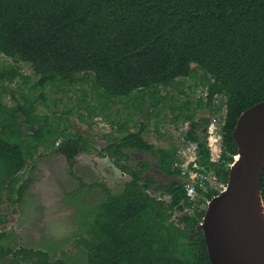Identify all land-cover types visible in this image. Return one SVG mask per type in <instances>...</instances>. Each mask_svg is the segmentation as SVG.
<instances>
[{
    "label": "trees",
    "instance_id": "16d2710c",
    "mask_svg": "<svg viewBox=\"0 0 264 264\" xmlns=\"http://www.w3.org/2000/svg\"><path fill=\"white\" fill-rule=\"evenodd\" d=\"M0 56L12 60L11 65L0 64V84L15 82L20 64H27L37 75L31 89L41 93L12 108L0 95V206L4 193L8 200L15 195L21 199L23 173L42 146L51 149L61 140L56 153L70 165L80 153H91L88 139L68 135L67 127L45 128L46 118L36 113L48 88L64 92L65 86L91 85L104 101L101 108L89 106V118L98 115L96 110L111 111L117 100H126L143 121L132 126L134 133L113 136L97 152L130 180L119 194L103 187L106 198L85 241L86 262L79 264H211L198 227L206 213L201 206L220 192L198 188L202 199L191 202L178 181V150L149 142L145 123L149 125L156 111L172 124L189 123L182 137L198 145L200 165L213 171L220 183H228L238 154L233 137L238 119L264 101V0H0ZM188 79L208 89V114L214 112V98L225 96L227 115L217 163L211 161L203 133L209 118L197 114L202 99L178 106L171 94H184L181 86ZM147 95L151 107L144 112ZM114 125L118 133L130 129L112 121ZM23 128L32 134H24ZM131 152L152 155L158 171L171 177L157 189L170 201L148 193L156 186L152 165L146 159L131 165ZM261 192L264 201V174ZM185 209L192 214L174 221V214ZM4 221L0 216V226ZM4 235L0 233V239ZM22 252L33 264V258L40 264H69L50 262L46 252Z\"/></svg>",
    "mask_w": 264,
    "mask_h": 264
},
{
    "label": "rangeland",
    "instance_id": "374dc122",
    "mask_svg": "<svg viewBox=\"0 0 264 264\" xmlns=\"http://www.w3.org/2000/svg\"><path fill=\"white\" fill-rule=\"evenodd\" d=\"M2 63L11 65L12 60L0 56V64ZM20 67L15 82L0 84L1 98L4 104L11 108L16 107L18 103L25 104V99L34 100L41 96L40 90L31 89L37 81V75L32 68L22 63ZM5 87L7 91L3 92ZM63 89L64 92H58L53 87L45 90L43 93L46 101L39 99L36 113L46 118L45 128L57 130L67 127L68 135L74 136L78 133L88 139L92 145L91 153L89 157L85 152L80 153L70 165L64 156L56 153L57 145L61 143L59 140L51 149L42 146L37 156L28 161L20 184L26 185L23 196L19 201L18 195L8 200L7 194L4 193V202L0 206V216L5 218L0 226V233L5 234L0 239V264H33L22 251L46 252L52 263L86 262L85 241L90 239L89 230L97 208L106 198L103 187L108 188L113 194H119L130 180L128 175H124L115 167L112 160L105 158L96 164L95 158L99 157L97 152L115 136L112 121L131 123L133 126L143 121L142 115L139 112L136 114L133 104L130 103L128 110L124 112L125 115L130 114V121L116 116L114 106L111 111L96 110L98 115L89 118L90 105L102 107L104 101L102 94L97 92L93 94L91 85L85 84H77L71 88L65 86ZM181 89L184 94H180L178 90L171 93L178 106L190 99L195 102L207 88L200 86L197 79H188ZM11 92L14 93L16 100L12 99ZM136 95L141 97L142 93ZM165 95L164 92L163 96ZM144 98L147 105L143 109L147 112L151 107V101L148 95ZM117 101L118 105L121 103L117 107L125 108L122 101ZM169 104L174 102L171 101ZM204 109L201 108V104L198 105L199 117L207 115ZM166 114L171 115L168 109ZM59 118H62V121L58 120ZM168 120H171V116ZM145 126L148 128L146 139L149 142L166 149H170L171 146L176 150H179L183 132L189 128L186 124L164 121L159 113L152 117L149 125L145 123ZM131 129L133 128L130 127L124 135L137 130ZM23 132L27 135L32 134L28 128H23ZM54 137L56 136L51 139ZM131 154V165L144 159L151 162V176L156 186L148 193L159 200L170 201L168 196L164 197L157 189H162L169 183L171 177L158 171L152 155L143 152ZM9 189L12 191V186ZM203 208L207 209V205H203ZM180 215L181 213H175L174 219H178ZM2 251L5 255L1 253ZM16 253H19L18 256H15ZM33 260L40 264L37 258Z\"/></svg>",
    "mask_w": 264,
    "mask_h": 264
},
{
    "label": "water",
    "instance_id": "95a60500",
    "mask_svg": "<svg viewBox=\"0 0 264 264\" xmlns=\"http://www.w3.org/2000/svg\"><path fill=\"white\" fill-rule=\"evenodd\" d=\"M233 137L226 189L207 203L198 230L211 264H264V101L241 114Z\"/></svg>",
    "mask_w": 264,
    "mask_h": 264
},
{
    "label": "built area",
    "instance_id": "2783aa9c",
    "mask_svg": "<svg viewBox=\"0 0 264 264\" xmlns=\"http://www.w3.org/2000/svg\"><path fill=\"white\" fill-rule=\"evenodd\" d=\"M203 95L197 99H202L201 108L204 107L209 118V125L206 129L205 137L207 146L211 152V161L219 162L221 159L223 148V126L225 124L227 107L225 103V96H216L213 101L214 112L208 114V89ZM189 127V123H185ZM186 131V130H185ZM180 147L178 150V158L176 166L181 169V176L178 181L185 185L186 193L191 202L199 203L200 195L198 188L206 191L208 188L223 191L227 184L220 183L217 180L213 171H207L199 163L198 145L196 143L187 142L183 137L181 138ZM170 198V197H169ZM190 210V209H187Z\"/></svg>",
    "mask_w": 264,
    "mask_h": 264
},
{
    "label": "crops",
    "instance_id": "0c3cea01",
    "mask_svg": "<svg viewBox=\"0 0 264 264\" xmlns=\"http://www.w3.org/2000/svg\"><path fill=\"white\" fill-rule=\"evenodd\" d=\"M120 101H122V100H120ZM125 105H124V107L125 108H120V107H117V106H120L121 105V103L118 105V101H116V103H115V105H114V108L116 107V112H115V114H116V116H118L120 119H122V118H124V119H126V120H128V121H130L131 120V116H130V114H127V115H125V113L124 112H126V110H128L127 108H129V104L130 103H128V102H126V100L125 101H122ZM156 113H158L157 111L155 112V114ZM154 114V115H155ZM127 116V117H126ZM120 122V124L121 125H123V123L121 122V121H119ZM125 126H130V127H132V124L130 123H126V124H124ZM135 125V124H134ZM133 125V126H134ZM114 128H115V131H114V135H115V137H120V138H122L123 136H124V134H125V132H127V131H129V130H124V131H122L121 133H118L117 132V128H118V126L117 125H114ZM131 130H133V129H131ZM148 131V130H147ZM155 131H157V130H155ZM147 134V133H146ZM161 147V146H160ZM171 147V146H170ZM169 147V148H170ZM130 155V157H132V154L130 153L129 154ZM87 156L89 157V153H87ZM109 159V158H108ZM102 160H105V158H101V157H97V158H95V161H96V164H98V163H100ZM132 162V161H131ZM151 163V162H150ZM125 175V174H124Z\"/></svg>",
    "mask_w": 264,
    "mask_h": 264
},
{
    "label": "flooded vegetation",
    "instance_id": "af4514ba",
    "mask_svg": "<svg viewBox=\"0 0 264 264\" xmlns=\"http://www.w3.org/2000/svg\"><path fill=\"white\" fill-rule=\"evenodd\" d=\"M201 208H203V207L201 206ZM176 213H181V215L179 216V217H181L182 215H191L192 214V210L185 209L183 212H176ZM176 220L177 219H174V221H176Z\"/></svg>",
    "mask_w": 264,
    "mask_h": 264
}]
</instances>
